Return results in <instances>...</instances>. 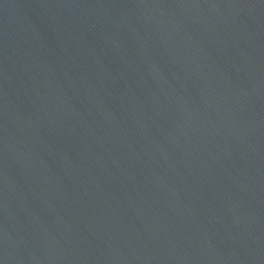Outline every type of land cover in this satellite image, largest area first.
Returning <instances> with one entry per match:
<instances>
[{
    "label": "water",
    "instance_id": "water-1",
    "mask_svg": "<svg viewBox=\"0 0 264 264\" xmlns=\"http://www.w3.org/2000/svg\"><path fill=\"white\" fill-rule=\"evenodd\" d=\"M0 264H264V0H0Z\"/></svg>",
    "mask_w": 264,
    "mask_h": 264
}]
</instances>
